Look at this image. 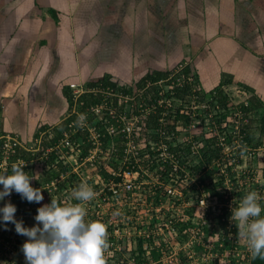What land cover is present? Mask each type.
Here are the masks:
<instances>
[{
    "label": "crops",
    "instance_id": "0c3cea01",
    "mask_svg": "<svg viewBox=\"0 0 264 264\" xmlns=\"http://www.w3.org/2000/svg\"><path fill=\"white\" fill-rule=\"evenodd\" d=\"M183 66L206 94L222 85L264 105V0H0V138L33 161L37 139L90 109L70 85L89 92L107 77L136 91ZM45 164H31L32 187L51 180Z\"/></svg>",
    "mask_w": 264,
    "mask_h": 264
},
{
    "label": "built area",
    "instance_id": "2783aa9c",
    "mask_svg": "<svg viewBox=\"0 0 264 264\" xmlns=\"http://www.w3.org/2000/svg\"><path fill=\"white\" fill-rule=\"evenodd\" d=\"M171 80L172 77L168 79V81ZM187 80L193 81L191 77ZM184 83V78H177L176 85L178 87H183ZM162 84L159 83V86ZM176 85H167L170 86L171 96H175ZM70 88L73 90V95L78 102L85 93L100 94L103 100L84 114L85 120L82 123H78V121L71 122L67 130L56 128V134L60 138L54 144L46 146L42 137L37 139L35 145L28 151L33 155H38L33 161L22 158V145L18 139L10 136L0 138V173L11 174V165L18 161H24V171L27 174H29L31 164L46 163V172L50 174L51 180L38 188L43 189L42 194L48 196L49 202L51 199H56L61 204L78 203L73 200V202L64 201L63 194H71L72 190L75 189V183L84 182V175L92 173V176H96L100 180L96 184L100 182L106 184L100 192L102 195H106L103 196L105 200L109 199L107 193L105 194V189L110 186L108 188V194L112 196L110 209L114 211L116 208L119 209L118 206H122V211L129 213L127 211L130 208L128 203L136 195L142 196L143 194V188L139 185L136 186L140 182L149 183L150 180H152L151 184L157 182L156 189L158 193H161L168 187L166 186V179L172 175L179 177L182 183L186 182V185H189L202 172L219 166L221 173L218 178L221 182H216L215 179L212 180L215 181V184L212 185L213 191L207 189L210 185L202 187L203 191L200 193L194 210L196 214L200 211L203 216L196 218L197 223L195 224L197 227L199 225V228L196 227L194 231H191L186 249L189 250L188 255L192 264L194 261L200 264V262L207 260H212L215 264H250L252 256L248 251L246 242L239 238L238 229L230 218L232 208L237 207L242 200L241 193L246 195L249 191H257L262 197L261 201H264V167H258L254 164L250 168L242 169L238 174L237 185L234 187L237 190L235 194H232L233 187L225 184L226 179L230 182L228 173L232 170L230 169L231 166L228 167L225 163L227 156H229L227 154L228 150L235 149L237 156L231 158L237 163L238 168L243 163L244 158L246 160L250 159V161L259 160V148L253 147V141L248 138L250 132L248 125L242 124L239 127L230 124L228 121L236 107L240 111L235 116H239L240 120L247 122L248 114L241 110V105L233 106V100L229 97L230 102L227 108L229 115L223 121L220 118L226 111L219 106H211L210 101L213 99H206L205 102L198 103L192 96H189L187 98L193 100L194 105L175 106L166 103V98L169 97L166 94L170 95V93L159 90L158 105H154L152 102L150 106H147L145 99L141 97L145 93L144 90H136L134 91L135 95L131 96L124 94L122 90L102 87V85L89 92L76 84L70 85ZM115 101H117V105H115ZM191 101L189 100L190 104ZM136 102L137 105H135ZM242 104L248 106L247 103ZM121 108H124L123 111H120ZM158 109H163L162 116L159 119L161 128L164 130H168L169 127L175 128L179 135H186L183 141L180 142L178 134L162 132L163 138L159 144L158 142H148L147 144L137 142L136 134L141 131L142 120H146L149 114H156ZM134 110L137 111L136 115ZM213 114L217 116L215 118H218V122L213 119L211 123L212 119L210 118ZM78 116L80 117V115ZM220 121H222L221 124ZM98 125L102 128L98 129ZM200 127L206 128L207 138H218L217 146L221 150V155L215 164L201 171H195L193 170L195 166H192L191 163L200 161L203 157L202 145L194 141V136L199 134ZM78 136L83 137L84 145L81 144L82 141L76 139ZM105 138H107L106 144L103 142ZM182 142L192 145L190 152L179 150L172 154L171 149H178L179 144H183ZM149 145L154 155L146 152L144 158H140V151H147ZM71 157L76 158V164H68ZM131 159L136 167L134 170L128 168ZM162 159L169 160L173 164L164 182H162L160 176L144 169L142 166L143 161L155 160L159 163ZM222 181H224V185L220 187ZM0 189H2V186H0ZM222 191L223 193H220ZM100 193H97V196ZM19 198H21L20 194L13 191L5 197L4 202H0V207H3L4 203H12L17 208L15 219L18 221L23 220L26 223L25 219L31 215V213H26L30 206H19L20 208H18L17 200ZM65 199L69 200L66 196ZM97 206L100 207V205ZM140 206L144 207V204H138L137 208ZM117 212L119 213V211ZM127 213L124 217H115L112 212L110 213L111 217L105 220L100 216V212L96 211L95 218L91 220L101 221L108 225L107 239L110 243L108 252L111 255L106 254L107 264H173L177 253L169 252L168 245L166 250H164V246H161L146 255L145 236L143 239L140 238L137 252L130 249L132 237L130 225L133 221ZM196 214L194 217H196ZM139 222L138 225H145L143 221L142 223ZM181 223H183V220ZM186 225L189 226L191 223H186ZM219 226H223L224 230L218 231ZM161 230L162 227L159 226V231ZM155 234L160 238V232ZM186 234L189 236V233ZM26 240V237L15 232V226L10 222L7 223V230L0 225V263L5 260L6 264H21V261L25 260L21 247ZM199 248L202 249L201 252H199ZM154 252L159 254L158 261H154L152 258Z\"/></svg>",
    "mask_w": 264,
    "mask_h": 264
},
{
    "label": "clouds",
    "instance_id": "9594fccd",
    "mask_svg": "<svg viewBox=\"0 0 264 264\" xmlns=\"http://www.w3.org/2000/svg\"><path fill=\"white\" fill-rule=\"evenodd\" d=\"M85 116L78 118L82 123ZM24 161L11 165V174L0 173V202L13 191L21 199L32 203L44 200L43 189L34 188L35 180L25 171ZM97 193L86 182L72 190L70 199L78 203L61 204L51 199L37 209L35 226L25 227L23 220H16L17 208L12 203L0 207V225L7 230V223L15 226V232L27 238L21 247L25 264H107L106 254L110 243L107 226L101 221H88L85 202L92 201ZM257 191H249L237 207L232 208L231 221L238 229V236L246 242L254 258L264 259V206ZM119 215L118 212L113 213ZM42 225V226H41Z\"/></svg>",
    "mask_w": 264,
    "mask_h": 264
},
{
    "label": "rangeland",
    "instance_id": "374dc122",
    "mask_svg": "<svg viewBox=\"0 0 264 264\" xmlns=\"http://www.w3.org/2000/svg\"><path fill=\"white\" fill-rule=\"evenodd\" d=\"M160 88V90L166 92V93H170L166 94L169 97L166 98L168 104L170 105H175V106H189V105H194L193 104V100L191 101V99L185 97V99H175V96H171V90H170V86L164 85L162 84L161 86H158ZM232 88L230 87V89H227L226 91V95H228V97H231V99L233 100L232 104L234 105H242V103H247V105L250 106V101L249 98L247 97V93L246 92H239L237 90H231ZM245 96V97H244ZM189 100L191 101V104L189 102ZM232 106V107H233ZM240 110L236 109V107L234 108V111L231 113V117L228 120L230 122V124L233 125H237L240 127V125L244 124V125H248L249 129V134H251V140H253L252 145L253 147L257 148V139L260 141H264V135H262L261 133V128H260V120L261 118L264 116V107L259 110V111H252L251 113L248 114V120L247 122L240 120L239 116H235L236 113H238ZM224 115V114H223ZM214 117V118H213ZM217 116H215L213 114V116L210 118L211 123L214 119L215 122H218V118H215ZM256 136H258L259 138H257ZM186 137L185 134L179 135V140L180 142L184 140V138ZM183 143V142H182ZM260 147V146H258ZM259 160H254V161H250V159L246 160V158H244L243 163H241L240 167H237V163L234 162V160L231 157H236V152L235 149L232 150H228L227 154L229 156H227L228 158L226 159V165L231 166L230 169H232L231 171H229L228 173V178L230 180V182L226 179L225 180V184L232 186L233 187V191L232 194L237 193L236 185H237V179H238V174L240 173V171H242V169H246L252 167L254 164L257 165L258 167H264V146L259 148ZM132 159L130 160V164L128 166V168L130 170H134L136 169V167L134 166L135 164L132 163ZM199 161H194L191 163L192 166H196L198 165ZM230 164V165H229ZM224 168V167H223ZM225 169V168H224ZM238 171V172H235ZM136 173V172H135ZM221 173V169L219 168V166H215L214 168H210L208 170H206L205 172H202L201 175H198L197 178L191 182V184L186 185L187 183H182L180 181L179 177L176 176H170L169 178H167V183L166 186H168L166 188V190L161 193H158L156 187L158 186V183L155 182V184H151L152 180L149 181V183H146L144 181V183H139L136 186H141L143 188V194L142 196L136 195V197L134 199H132L128 204H129V209L127 210L129 213L122 211V206H118L119 209H115L114 211L112 209H110V204L112 203V196H110L108 194L109 190L108 188H110V186L105 189V194L107 193V197H109V199H103V196L106 195H102L100 192L101 190H103V188L105 187L106 184H103L102 182L97 183V181H100L96 176H92V173H88L84 175V182L88 183L93 190L96 193H100V195L96 196L92 201L89 202H85V208L87 211V216L85 218H87L89 221H91L93 218H95V212L99 211L100 212V216L103 217L105 220L109 219L110 213H114L119 211V215H116L115 217H124L126 215V213L128 214V216L131 217L133 223L130 225V229H131V241H130V249L137 252L138 251V243L140 238L143 239V237L145 236V242H146V247H147V252L146 255L148 253H150L152 250H154L155 248H159L161 246H164L166 250V246L168 245L169 247V252H176L177 256L175 261L173 262V264H180L182 262L186 263V264H192L191 259L189 258V250L186 249L187 248V243L190 240L191 237V231L195 230V228L197 227V225L195 223H197L196 218L202 217L203 214L199 211L196 214V211L194 210L197 200L200 197V193L201 191H203L202 187H207V189H213V186L215 184V181H219V174ZM132 179V178H131ZM213 179H215V181H212ZM138 181V178H137ZM75 182V181H74ZM218 182V183H219ZM79 184L74 185V188H76ZM224 185V181H222V186ZM63 187V186H62ZM224 191V190H223ZM220 192V193H223ZM240 188H239V192H240ZM242 198L245 196V193H241ZM45 198V202L49 204V199L47 198L48 196L43 195ZM65 196L68 199H65ZM71 194H63V200L64 201H72L70 199ZM24 202L26 200H23ZM21 202V201H20ZM73 202V201H72ZM146 204H145V203ZM262 206H264V201H260ZM45 203V204H46ZM144 204V207L140 206L139 208H137L138 204ZM40 206H43V203L41 201ZM44 204V205H45ZM66 204V203H65ZM97 205H100V207H98ZM37 207V204H34V208ZM196 214V217H194ZM262 214H264V212H262ZM31 215H37V212L35 213H31ZM183 220V223H181ZM138 221H140L139 223H145L144 226L142 225H138ZM186 223H191V225L187 226ZM106 226L108 227V225L106 224ZM159 226L162 227V230L159 231ZM199 228V225L197 227V229ZM223 226H219L218 231L224 230ZM160 232V238L155 234V233ZM189 233V236L186 234ZM144 241V240H143ZM199 252H201L202 249H198ZM215 264L214 262H212V260H207L204 262H200V264ZM0 264H6V261H2V263ZM21 264H25V260L21 261ZM193 264H198V262L196 263L194 261Z\"/></svg>",
    "mask_w": 264,
    "mask_h": 264
},
{
    "label": "trees",
    "instance_id": "16d2710c",
    "mask_svg": "<svg viewBox=\"0 0 264 264\" xmlns=\"http://www.w3.org/2000/svg\"><path fill=\"white\" fill-rule=\"evenodd\" d=\"M172 77L171 81H168L169 78ZM182 77L184 78V85L183 87H178L176 85V80L177 78ZM191 77L193 79L192 82L188 81L187 79ZM159 83H163L164 85H169V84H175V98L177 99H185V97H189L192 96L195 100H197L198 103H202L205 102L206 99H213L210 101V105L211 106H219L221 109H224V111H226L224 113V115L222 114V117L220 119H223V121H225L229 115V112L227 110L228 108V104L230 102V99L228 97V95L225 94L222 85L219 86L218 88H216L215 90L211 91L210 93H205V91L202 89L200 82L198 80L197 75H192L190 68L187 66H183L182 69L181 67H177L176 69L168 72V73H153L150 74L148 76H146L144 79H142L137 85H136V90L140 91V90H144L145 93L141 96L143 99H145L147 106H150L153 102L154 105H158V92L160 90ZM93 84V83H92ZM102 85V87H109L111 86L112 88L116 89L115 87L117 85H115V83H112L109 78L105 77L103 78L100 82L96 83L95 86ZM150 85V86H149ZM94 86V87H95ZM122 92L124 94L127 95H131L134 96L135 92L133 91L134 88H125V89H121ZM101 95H84L83 97L80 98L79 100V107L80 104L83 103L82 106L86 107H93V105L96 104H100L103 100V98H101ZM150 100V101H148ZM148 101V102H147ZM138 102V99H137ZM137 102L135 105H137ZM115 105H117V101H115ZM264 105L261 102H258L255 98L250 99V106H245L244 104H242L240 106L241 110L246 113L249 114L252 111H255L254 108L256 109H260L263 108ZM121 108L120 111H123ZM83 111V110H82ZM135 115L137 114V111L134 110ZM162 112L163 109H158V111L156 112V114H149V116L147 117L146 120H142L141 122V131H139L136 135V139L137 142L141 143V142H145V144H147L148 142L154 143V142H159L162 140L163 138V134L164 133H174L175 135H179V133H177L175 131V128L173 127H169L168 130H164L161 128V126L159 125V119L162 116ZM172 116V115H171ZM248 116V115H247ZM187 120L188 118L185 117ZM77 118L72 117V119H70V121H67L66 124H63V127L61 126V128H63L64 130L68 129V126L71 122H75ZM222 121H220L221 124ZM102 127L100 125H98V129H101ZM260 128H261V133L262 135H264V116L261 118L260 120ZM45 130V129H42ZM200 132L199 134L194 136V141L198 142V144L202 145V159L199 161L198 165H196L193 170L195 171H201L204 168L206 169L207 167L215 164L218 159L220 158L221 155V150L220 148L217 146L218 144V138H207L206 137V128L205 127H200ZM55 133V134H54ZM51 134H54V136L52 137H45L44 138V144L46 146H50L52 144H54L55 142L58 141V139L60 138L59 135L56 134V128L54 130H51ZM79 137V136H78ZM248 138L251 141V134L248 135ZM76 139L79 141H81L80 137L79 139L76 137ZM253 141V140H252ZM103 142L106 144L107 142V138L103 139ZM191 144L184 142L183 144H179L178 149H171V153L174 154L175 152H178L179 150H183L185 152H190V148H191ZM89 148V146H88ZM86 150V147H85ZM148 152V154L150 155H154L153 151L151 150L150 145L147 147V151L142 150L140 151V158H144L143 156L145 155V153ZM142 166L144 169H148V171L150 172H154L156 175L161 177L162 182H164L165 177L167 175V173L169 171H171L173 164L171 161L169 160H165L162 159L159 163L155 162V160H151V161H143L142 162ZM51 202V201H50ZM49 202V203H50ZM43 205L46 203L45 202V198L42 201ZM35 203L32 202L25 206H30L29 209H27L26 213H35L37 212V209L39 207H41L40 203L37 204L36 208H33V205ZM24 226L27 227V224L24 223ZM154 261H158L159 260V254L154 252L153 257ZM186 264V263H183ZM250 264H264V259H260V258H251V262Z\"/></svg>",
    "mask_w": 264,
    "mask_h": 264
},
{
    "label": "water",
    "instance_id": "95a60500",
    "mask_svg": "<svg viewBox=\"0 0 264 264\" xmlns=\"http://www.w3.org/2000/svg\"><path fill=\"white\" fill-rule=\"evenodd\" d=\"M36 215H29L25 221H26V224H27V227H32V226H35L36 225V221L34 219ZM42 226V225H41Z\"/></svg>",
    "mask_w": 264,
    "mask_h": 264
}]
</instances>
